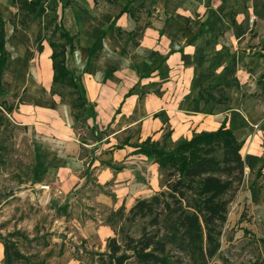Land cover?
Here are the masks:
<instances>
[{"label": "crops", "instance_id": "crops-1", "mask_svg": "<svg viewBox=\"0 0 264 264\" xmlns=\"http://www.w3.org/2000/svg\"><path fill=\"white\" fill-rule=\"evenodd\" d=\"M254 1L67 0L63 7L58 1V19L73 44L64 62L83 84L97 137L80 141L70 107L54 92L49 96L50 46L44 47L40 81L32 79L19 105L22 123L52 131L53 147L42 149L36 184L49 188L48 196L58 197L67 211L80 209L70 221L94 224L78 234L113 235L106 221L111 211L127 212L142 175L156 179L157 164L135 152L146 137L160 142L168 131L173 142L223 122L243 141L240 153L244 147L248 158L262 154L264 103L257 92L264 84L242 66L253 59L248 17L261 10ZM4 30L5 48V23ZM81 209L95 215L83 216ZM2 259L0 242V264ZM70 262L55 254L44 259V264Z\"/></svg>", "mask_w": 264, "mask_h": 264}, {"label": "rangeland", "instance_id": "rangeland-1", "mask_svg": "<svg viewBox=\"0 0 264 264\" xmlns=\"http://www.w3.org/2000/svg\"><path fill=\"white\" fill-rule=\"evenodd\" d=\"M58 1L61 3L63 0H56V3L44 0V11L34 15L19 3L0 0V13L7 30L6 59L0 76L6 90L0 94V238L13 240L19 249L29 253L26 264H38L40 261L44 264V259L51 254L70 257L71 264H99L98 253L105 251L106 238L112 235L78 234L80 229L86 233L94 224L70 221L74 214L80 213V209L67 211L66 205L58 202V197L48 196L49 188L42 191L36 184L42 174L45 156L42 149L51 151L54 136L52 131L40 128L36 123H22L19 105L21 94L29 89L32 79L40 81L44 47L53 43L58 53L64 43L55 28L59 22ZM254 2L256 10H261L259 15L253 12L252 21H248L251 24L249 37L253 59L250 63H242L243 68L250 71L248 76L251 79L264 69L263 60H259V53H264V0ZM142 87L138 89L143 90ZM259 87L262 90L257 94L264 103V85ZM48 89L49 96L54 92L58 102L70 107L72 126L77 129L76 136L80 141L97 137L92 124L94 110L90 103L82 100L78 88L58 81L48 85ZM219 97L223 98V92ZM41 110L46 111L45 108ZM107 128L104 127L103 131L106 132ZM259 138L264 144V137L260 135ZM244 151V147L241 148L246 164L241 181L224 195L228 202L225 220L219 227V246L206 264H264V147L256 158L246 157ZM162 174L157 169L156 179L153 177L151 180L142 175L137 185L139 188H136V198L148 196L161 188ZM81 212L85 213L83 216L95 215L92 211L81 209ZM125 214L122 208H117L106 220L113 227V236L117 239L121 238L119 227L132 235L138 233L141 220L128 223L124 219ZM168 258L171 264H190L185 253L173 248L169 249Z\"/></svg>", "mask_w": 264, "mask_h": 264}, {"label": "trees", "instance_id": "trees-1", "mask_svg": "<svg viewBox=\"0 0 264 264\" xmlns=\"http://www.w3.org/2000/svg\"><path fill=\"white\" fill-rule=\"evenodd\" d=\"M11 1L34 15H40L45 8L44 0ZM66 3L67 0L62 1L60 7ZM55 26L64 43L58 53L54 44L48 43L52 68L50 85L65 82L78 88L82 100L86 101L82 82L64 62L65 50L71 52L73 48L72 35L60 21ZM4 36L0 13V76L6 59ZM259 56L264 60V53ZM256 82L264 84V70ZM5 91L0 79V94ZM168 137L169 132L165 131L160 142L146 137L135 145V152L144 154L163 172L161 188L134 200L124 219L128 223L140 219L138 233L132 235L119 227L121 238L113 235L106 238L105 251L98 253L99 264H171L170 248L185 253L190 264H206L218 249L219 227L225 220L228 202L224 195L241 181L246 165L240 153L243 141L223 122L215 129L193 132L173 142ZM0 242L3 264L19 259L27 261V255L18 250L13 240L0 238Z\"/></svg>", "mask_w": 264, "mask_h": 264}, {"label": "built area", "instance_id": "built-area-1", "mask_svg": "<svg viewBox=\"0 0 264 264\" xmlns=\"http://www.w3.org/2000/svg\"><path fill=\"white\" fill-rule=\"evenodd\" d=\"M249 20H250V22L252 21V15H250Z\"/></svg>", "mask_w": 264, "mask_h": 264}]
</instances>
